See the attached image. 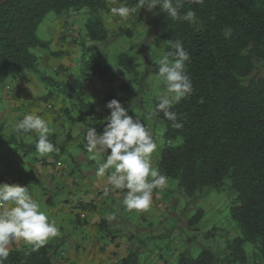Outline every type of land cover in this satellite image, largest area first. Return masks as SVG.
Masks as SVG:
<instances>
[{"label": "trees", "instance_id": "1", "mask_svg": "<svg viewBox=\"0 0 264 264\" xmlns=\"http://www.w3.org/2000/svg\"><path fill=\"white\" fill-rule=\"evenodd\" d=\"M126 3L134 6L136 0ZM105 6L106 0H5L0 5V84L15 70L37 73L38 57L31 50L48 47L36 35L46 14L82 8L100 11ZM189 8L196 13L195 23L173 20L156 8L154 22L163 26L164 55L174 52L172 44L180 41L190 54L186 71L192 81L191 94L171 109L183 127L174 128L163 113L153 117L163 122L165 139L156 169L175 180L188 197L218 189L229 180V188L236 194L229 214L242 235L226 246L221 258L204 249L196 257L180 254L175 264H216L218 260L264 264V0H203L202 4L181 0L180 16ZM84 27L90 41L107 38L100 19L89 18ZM116 63L129 74L136 72V63L127 53H120ZM83 65L99 80H111V69L101 53L92 54ZM260 70L261 76L254 74ZM156 103L158 99L152 110ZM9 139L0 136V147ZM32 149L36 151L35 145ZM202 213L197 209L188 226L196 225ZM247 243L252 245L254 258L250 260L244 249ZM31 248L26 244L10 249L5 264H53L52 245L46 243L37 251ZM132 259L128 254L117 264H130Z\"/></svg>", "mask_w": 264, "mask_h": 264}, {"label": "rangeland", "instance_id": "2", "mask_svg": "<svg viewBox=\"0 0 264 264\" xmlns=\"http://www.w3.org/2000/svg\"><path fill=\"white\" fill-rule=\"evenodd\" d=\"M122 3L121 0H117V3L111 6H119ZM105 7L106 9L100 11H90L88 8H82L79 11H69L60 15L54 12L46 14L37 27L36 35L41 40L46 41L48 47H36L31 50L35 55H40L38 56L36 65L37 73L25 70H15L14 73H30L35 76L40 81L41 86H44V90L48 91V93L50 91V96L46 100L48 107L58 109L61 106H67L71 110V116L76 115L73 108H77L79 100L84 101L79 93L86 86V75L75 73L76 80L72 83L76 82V85H74L75 88L71 91L67 87V84H62L58 81L54 70L61 59L66 56L71 58L69 48L55 44L53 40L55 37L54 32L57 29L54 19L57 16L67 18V27L66 30L64 29L65 36L68 41L73 40V38L78 40L77 43L74 41L70 43L77 47L80 46L81 52L79 53H81V58H88L94 53H101L104 56L106 64L111 69L108 73V77L110 75L111 80L98 81L101 84L102 97L108 98L106 103L115 98L121 102L123 107L128 109V115L134 119L137 115L147 125H151L154 128L153 130H155L153 140L161 150L165 145L163 137L164 124L161 120H158L157 125L154 127L153 117L151 119L148 118V114L152 110L153 101L158 99L159 94L165 88L163 82L157 78L156 72L158 69L154 63V61L159 60L164 55L163 26L154 22V13H156V8L159 6H156L151 12L142 7L138 13L132 15L127 20H121L119 17L111 15L109 0H106ZM68 14H70L69 17H67ZM89 18L100 19L105 25L107 29V38L105 40L90 41L86 38L84 26L86 20ZM70 26L73 27V35L69 32ZM120 53H127L136 63V72L134 74L127 73L117 65V56ZM45 54L46 58L43 59L42 56ZM119 71H121V75ZM254 74L261 76L263 71H254ZM41 76H45L47 79L42 80ZM94 78L90 76L92 83L96 81ZM102 97H99V99H104ZM138 101H140L139 103L142 106L136 103ZM106 103L103 104L104 108H106ZM2 105H5L4 100L0 101V110ZM0 136L4 140L9 139L8 135L3 133V129ZM20 143V140L16 139L9 143L5 142L0 147V177L3 179L2 183L8 184H19L18 181L22 180L24 182L23 185L29 188L33 174L31 165L35 164L37 157L34 150H31L32 152L30 153H23L21 150H25L26 148L20 146ZM74 151H78V148L74 147ZM81 152L85 153L84 151ZM86 153L90 157L91 154ZM158 155L159 152L156 148L151 154V163L157 161ZM105 158L98 155L97 160L91 161H94V166H99L98 163H102ZM62 159H66L65 155H62ZM86 165L87 163H81L80 169L84 171ZM46 188L50 189L43 180H40L38 188L34 187V190H29V193L39 203L40 211L49 216L47 213L48 207L42 198ZM162 192L161 203L163 205L168 206L173 200L176 201L172 206V211L178 215V218L175 217L172 220L173 228L171 227L170 229V218H167V225L165 222H162L160 225L159 218L156 216V219L153 220L154 229L161 226L166 231L162 235L154 234V232L150 234H136V247H140L141 251L136 252L135 256L141 263L175 264L180 254L184 253L191 257H196L204 249L209 250L214 256L221 258L226 246L235 237L242 235L238 222L232 219L229 214L230 204L236 195L229 188V180H224L218 189H208L203 194L188 197L178 188L177 182L171 179L168 180L166 188ZM197 209L203 211L199 222L189 229L182 227L179 223L180 219L188 221L194 216ZM128 216L134 222L135 228L139 227L137 222L138 215L135 212H131ZM50 220L55 222L56 218L51 217ZM56 226L59 230V226L57 224ZM63 228L65 230L62 233L65 232L64 234L67 233L70 238H75L74 233L69 232L70 225L66 223L63 225ZM119 231L125 232L126 228H120ZM244 249L249 256V260L254 258L251 244H245ZM216 264L225 263L218 260Z\"/></svg>", "mask_w": 264, "mask_h": 264}, {"label": "crops", "instance_id": "3", "mask_svg": "<svg viewBox=\"0 0 264 264\" xmlns=\"http://www.w3.org/2000/svg\"><path fill=\"white\" fill-rule=\"evenodd\" d=\"M69 16L70 14L67 15ZM54 21L57 25L53 39L55 44L66 46L71 52V58L67 56L60 58L61 60L54 69L56 77L60 83L67 84V87L73 91L76 85V82L72 83L76 80L75 73L86 75V86L79 93L84 101L79 100L77 108H73L76 112L74 116H71V110L67 106H61L58 109L50 108L46 105L50 91L48 93L44 90V86H41L35 76L30 73H13L12 77L0 84V101H5V105H2L0 110V125L3 133L10 138V142L20 140V146L26 148L21 150L23 153L32 152L37 139L34 132L17 134L12 131V126L25 114L35 113L41 116L49 122L48 126L53 130L49 135V140L56 145L58 151L46 156H40L36 151L34 152L37 159L35 164L31 165L33 174L31 186L28 188V190L38 188L40 180H43L50 188L49 190L46 188L42 198L48 207L49 219L56 218L55 222L60 231L58 236L47 241L54 249L51 256L53 264H117L128 254L133 255L130 264H143L135 256L136 252L141 251L140 247H136V234L154 232V234L162 235L166 233L161 226L154 229L153 220L156 216L159 218L160 225L162 222L167 225V218H170L169 228H173L172 220L175 217L178 218V215L172 211V206L176 201L173 200L168 206L163 205L161 203L162 190L154 189L152 203L147 210L129 211L122 204L124 191L114 190L107 195L98 193L105 192L107 180L106 176L97 177L98 166H94V161L87 156L84 137L89 126L96 128L98 133L103 131L104 117L109 114V110L104 108L103 104L108 98L101 95L102 88L98 82L100 80L83 69L86 58H81L80 46L77 47L70 43L71 41L77 43L78 40L76 38L67 40L65 36L67 18L57 16ZM69 32L74 34L73 27L70 26ZM42 57L46 58V54ZM119 74L121 75V71ZM90 76L95 77L96 81L92 83ZM99 97L105 100H100ZM139 105L142 106L141 103ZM92 112H95L96 116H93ZM157 122L158 120L153 119L154 127ZM147 129L153 138L154 128L147 125ZM74 147L78 148L79 152L74 151ZM157 149L160 152L158 147ZM107 151L110 152V150ZM62 155H65L66 159H62ZM156 162L151 163L155 169ZM81 163H87L84 171L80 169ZM168 180L167 178V183ZM2 182L3 179L0 177V183ZM18 183L24 186L22 180ZM75 204L77 206H73ZM131 212L138 215L139 227L135 228L134 222L128 216ZM66 223L70 225L69 232L74 233L75 238H70L67 233L64 234L65 232L62 233L65 230L63 225ZM179 223L184 228L191 227L188 226V221L180 219ZM123 227L126 231L120 232V228ZM24 245H26L24 241L13 242L9 248H20Z\"/></svg>", "mask_w": 264, "mask_h": 264}, {"label": "clouds", "instance_id": "4", "mask_svg": "<svg viewBox=\"0 0 264 264\" xmlns=\"http://www.w3.org/2000/svg\"><path fill=\"white\" fill-rule=\"evenodd\" d=\"M191 2L202 4L203 0ZM116 3L117 0H109V11L113 17H119L121 20H127L142 7L151 12L159 6V11L166 13L173 20L196 22V13L191 8L180 16L178 7L181 0H176L175 4L173 0H136V4L131 7L125 0V3L119 6H111ZM172 47L174 52L154 61L158 69L157 78L163 82L165 88L159 94L158 103L149 112L148 118L163 113V117L171 121L174 128L179 129L183 124L178 120L177 113L171 109L192 92V81L186 71L190 54L180 41H176ZM105 107L110 111L104 117L103 131L98 133L96 128L89 126L84 137L85 148L91 154L90 159L97 160L98 155L106 157L99 163L96 175L99 178L106 176L105 195L110 191L122 190L125 193L122 204L127 210H147L152 203L153 190H163L167 185V177L160 174L151 164V154L157 145L140 117L136 115L134 119L128 115V109L123 107L119 100L113 98ZM48 124L49 122L41 116L30 113L18 120L12 126V131L17 134L36 133V152L40 156H46L58 151L56 145L49 140L53 130ZM107 150H110V153ZM57 235L59 230L55 222L40 211V205L29 193L28 187L0 183V264L7 261L11 243L24 241L32 245L31 251H37Z\"/></svg>", "mask_w": 264, "mask_h": 264}, {"label": "built area", "instance_id": "5", "mask_svg": "<svg viewBox=\"0 0 264 264\" xmlns=\"http://www.w3.org/2000/svg\"><path fill=\"white\" fill-rule=\"evenodd\" d=\"M98 193H102V194H105L103 192H98ZM73 206H77V204L73 205ZM249 264H262L260 261L258 260H254V261H250Z\"/></svg>", "mask_w": 264, "mask_h": 264}, {"label": "water", "instance_id": "6", "mask_svg": "<svg viewBox=\"0 0 264 264\" xmlns=\"http://www.w3.org/2000/svg\"><path fill=\"white\" fill-rule=\"evenodd\" d=\"M5 2V0H1L0 5H2Z\"/></svg>", "mask_w": 264, "mask_h": 264}]
</instances>
